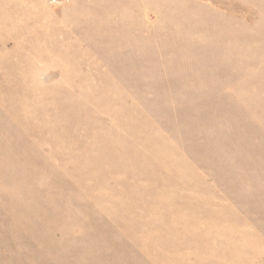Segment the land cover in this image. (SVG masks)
Segmentation results:
<instances>
[{"label": "rangeland", "instance_id": "rangeland-1", "mask_svg": "<svg viewBox=\"0 0 264 264\" xmlns=\"http://www.w3.org/2000/svg\"><path fill=\"white\" fill-rule=\"evenodd\" d=\"M0 264H264V0H0Z\"/></svg>", "mask_w": 264, "mask_h": 264}]
</instances>
